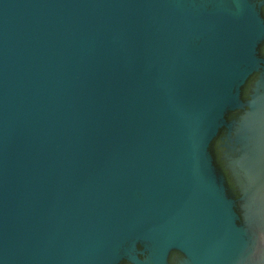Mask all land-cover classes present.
Returning <instances> with one entry per match:
<instances>
[{
    "label": "water",
    "instance_id": "95a60500",
    "mask_svg": "<svg viewBox=\"0 0 264 264\" xmlns=\"http://www.w3.org/2000/svg\"><path fill=\"white\" fill-rule=\"evenodd\" d=\"M0 264H264V0H0Z\"/></svg>",
    "mask_w": 264,
    "mask_h": 264
}]
</instances>
